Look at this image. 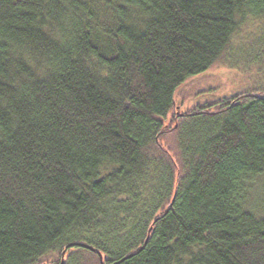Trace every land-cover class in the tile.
Listing matches in <instances>:
<instances>
[{"label": "trees", "instance_id": "obj_1", "mask_svg": "<svg viewBox=\"0 0 264 264\" xmlns=\"http://www.w3.org/2000/svg\"><path fill=\"white\" fill-rule=\"evenodd\" d=\"M260 181L264 0H0V264H264Z\"/></svg>", "mask_w": 264, "mask_h": 264}, {"label": "rangeland", "instance_id": "obj_2", "mask_svg": "<svg viewBox=\"0 0 264 264\" xmlns=\"http://www.w3.org/2000/svg\"><path fill=\"white\" fill-rule=\"evenodd\" d=\"M190 84H192L190 92L192 90L195 93V96H193V99H191L187 105L182 108L179 106V112L181 113L189 110L190 106L192 107L200 101L204 102L211 99L230 97L245 87L251 85L255 86L248 79H245V76L242 75L240 71L220 66L214 67L201 76L192 78ZM176 103L177 105H180L181 103L178 98L176 99ZM262 186H264V182L260 181L256 184L253 190V200L256 198L258 206H264V193L262 192Z\"/></svg>", "mask_w": 264, "mask_h": 264}, {"label": "water", "instance_id": "obj_3", "mask_svg": "<svg viewBox=\"0 0 264 264\" xmlns=\"http://www.w3.org/2000/svg\"><path fill=\"white\" fill-rule=\"evenodd\" d=\"M78 246H81V247H84V248L90 249V250H92V251H95L92 247H90V246H88V245H85V244H78ZM100 257H101V260H103V257H102L101 254H100ZM62 264H64V260H63Z\"/></svg>", "mask_w": 264, "mask_h": 264}]
</instances>
